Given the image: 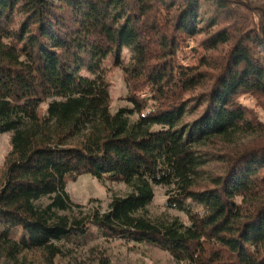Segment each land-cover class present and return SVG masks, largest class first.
Here are the masks:
<instances>
[{
  "label": "trees",
  "instance_id": "16d2710c",
  "mask_svg": "<svg viewBox=\"0 0 264 264\" xmlns=\"http://www.w3.org/2000/svg\"><path fill=\"white\" fill-rule=\"evenodd\" d=\"M247 12L231 0H0L3 257L54 258L97 232L176 264H264V122L241 101L264 107V20ZM113 68L130 104L115 112ZM83 174L129 192L105 209L74 203L66 186ZM153 185L185 219L148 215Z\"/></svg>",
  "mask_w": 264,
  "mask_h": 264
},
{
  "label": "rangeland",
  "instance_id": "374dc122",
  "mask_svg": "<svg viewBox=\"0 0 264 264\" xmlns=\"http://www.w3.org/2000/svg\"><path fill=\"white\" fill-rule=\"evenodd\" d=\"M232 2L244 3L247 14L252 18H262L264 20V0H231ZM210 12L205 11L204 16L207 18ZM196 42L191 41L189 47L195 46ZM189 52V48H184V54ZM191 55V54H190ZM121 58L127 62L130 58L128 49L121 50ZM113 62L112 56H108L104 65L111 67ZM82 75H88L84 70ZM109 94L111 97L110 111L115 112L118 108L130 106L125 100L127 94L126 84L119 68H113L110 73ZM261 101L264 99H260ZM241 101L251 108L262 122H264V107L256 102L254 98H242ZM136 118V114L131 115L130 119ZM262 131H251L247 133H239L234 137L233 145L240 146L252 142L257 139ZM264 133V132H262ZM11 132L0 133V167L3 160L10 149ZM219 148V147H218ZM154 197L147 206V213L154 217L160 214L168 216H179L185 219L183 214L165 207V188L161 186H152ZM66 191L72 202L84 206L89 205L92 199L98 200L93 204H99L105 209L110 198L114 195L122 196L129 192V188L119 181L98 180L89 174H83L75 181L67 183ZM96 232V229H92ZM20 230L14 235L19 237ZM62 254L51 258L42 249L23 250L18 253L14 259L3 257L0 252V264H176L172 257L164 250L147 246L145 244L134 243L132 241H124L119 237H102L97 232L89 234L85 241L77 244L73 241L59 242Z\"/></svg>",
  "mask_w": 264,
  "mask_h": 264
}]
</instances>
